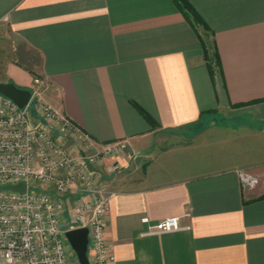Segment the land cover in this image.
Instances as JSON below:
<instances>
[{"label":"crops","instance_id":"0c3cea01","mask_svg":"<svg viewBox=\"0 0 264 264\" xmlns=\"http://www.w3.org/2000/svg\"><path fill=\"white\" fill-rule=\"evenodd\" d=\"M187 1L205 27L174 0H0V82L36 92L91 152L127 141L90 165L112 264H264V0ZM172 216L182 228L147 232Z\"/></svg>","mask_w":264,"mask_h":264},{"label":"built area","instance_id":"2783aa9c","mask_svg":"<svg viewBox=\"0 0 264 264\" xmlns=\"http://www.w3.org/2000/svg\"><path fill=\"white\" fill-rule=\"evenodd\" d=\"M31 107L38 119L30 117ZM94 143L73 121L45 104L36 92L20 108L0 94V187L24 183L23 192L0 188V264H79L65 233L87 229L90 264H112L105 238L106 187L94 182L90 165L127 147L117 139ZM75 151V153H74ZM244 188L256 175L238 170ZM180 218L148 223L149 233L182 228Z\"/></svg>","mask_w":264,"mask_h":264},{"label":"water","instance_id":"95a60500","mask_svg":"<svg viewBox=\"0 0 264 264\" xmlns=\"http://www.w3.org/2000/svg\"><path fill=\"white\" fill-rule=\"evenodd\" d=\"M0 94L10 98L20 108L26 106L31 98V91L29 89L18 87L13 82H0ZM0 188L23 192L25 185L20 182L4 185ZM65 235L76 253L79 264H90L87 254V229L85 227L70 229L66 231Z\"/></svg>","mask_w":264,"mask_h":264},{"label":"trees","instance_id":"16d2710c","mask_svg":"<svg viewBox=\"0 0 264 264\" xmlns=\"http://www.w3.org/2000/svg\"><path fill=\"white\" fill-rule=\"evenodd\" d=\"M174 3L176 7L182 12L184 17L192 24H203V21L201 17L198 15V13L194 10V8L188 3L187 0H174ZM204 25V24H203ZM205 27V25H204ZM206 51V62L208 69L210 71V74L213 75L214 72V66L219 67L220 66V61H219V56L216 50L215 45L213 44V49L211 54H208L207 49L205 47ZM136 108L141 112V114L147 119V121L153 125V120L152 118L144 111L142 110L139 106L135 105Z\"/></svg>","mask_w":264,"mask_h":264},{"label":"rangeland","instance_id":"374dc122","mask_svg":"<svg viewBox=\"0 0 264 264\" xmlns=\"http://www.w3.org/2000/svg\"><path fill=\"white\" fill-rule=\"evenodd\" d=\"M30 117L32 119H38V113L36 112V110L33 107H31ZM204 128H205V126H203V125L197 127L198 131L202 130ZM207 135H209V134H207ZM246 136H248V138H249L248 141H254L253 143L259 142L260 137L258 135H254V134H250V135L241 134V136H239V134H238L234 141L235 142H238V141L239 142H243V140L246 139ZM223 140L224 141H229V138L228 137H224Z\"/></svg>","mask_w":264,"mask_h":264}]
</instances>
